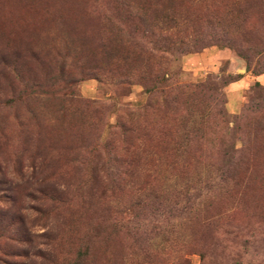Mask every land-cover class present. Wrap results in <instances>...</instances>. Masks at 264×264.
<instances>
[{
	"label": "rangeland",
	"instance_id": "1",
	"mask_svg": "<svg viewBox=\"0 0 264 264\" xmlns=\"http://www.w3.org/2000/svg\"><path fill=\"white\" fill-rule=\"evenodd\" d=\"M258 73L264 0H0V264H264Z\"/></svg>",
	"mask_w": 264,
	"mask_h": 264
},
{
	"label": "trees",
	"instance_id": "2",
	"mask_svg": "<svg viewBox=\"0 0 264 264\" xmlns=\"http://www.w3.org/2000/svg\"><path fill=\"white\" fill-rule=\"evenodd\" d=\"M137 19L140 21V23H141V26H145V24H146V21L145 20H143L141 17H137ZM144 28V27H143ZM147 32V31H146ZM145 32V33H146ZM146 37V36H145ZM142 38V37H141ZM169 37L168 36H166V37H164L163 39H162V41L163 42H166V43H168L169 42V40L170 39H168ZM143 39V38H142ZM142 44H141V46L139 45V47H140V50H141V55L142 56H144L145 58L146 57H148V55H149V53H148V51H147V49H146V46L149 44V47H150V44H151V42H148V41H144L143 40V42H141ZM142 72V75H143V83H144V85H147V83H148V81L150 80V78H149V76H150V73L149 72H147L145 69L144 70H142L141 71ZM261 73H258V74H256V75H254V76H258V75H260ZM240 78V75H236V77H233V78H231V77H229V79L227 80V83H233V82H236L238 79ZM122 83V82H121ZM212 85H214V84H212V83H209L208 81L207 82H204V83H200V84H198V85H191V93H190V95H194L195 94V91H199L200 89H202V90H206V91H209V90H213L214 89V86H212ZM254 86L255 87H260V84L257 82V81H255L254 82ZM146 92H149V90L147 91L146 90ZM194 93V94H193ZM210 99V102H212V104L216 101V98H212V97H210L209 98ZM215 104V103H214ZM261 105H263L264 106V98H261ZM217 115L218 116H220V118H223L224 117V113L222 112V111H218L217 112ZM243 117V116H242ZM241 120L242 118L241 117H239L238 118V120ZM243 119H245V118H243ZM122 129H123V127H122ZM131 130L132 129H130V127H129V129H127V128H124L123 130H122V135H124V136H126V134L127 133H129V132H131ZM127 148V147H126ZM174 150V153H177L176 155H175V157H179V158H181L182 156H184V157H188V156H191V160L193 161L194 159H195V157L198 155L197 153L199 152V150L200 149H191V148H188V147H186V146H183V145H181V146H179V147H176L175 149H173ZM228 152H233V153H236V151L233 149V148H229V150H227V151H225L224 152V154H223V156H225V154H227L229 157H230V153H228ZM112 160L115 162V163H117V168L119 169V172H117V173H115V177L114 178H112V179H110L109 180V188H111V189H113V190H119V189H122V188H124V186L126 185V183H128L129 181L127 180V179H124V176L121 174V172L120 171H126V169H127V166L126 167H124L123 165V160H120L119 161V159H118V156L116 155V154H114V153H112ZM182 166H184L185 167V165H182ZM122 167H124V168H122ZM116 168V169H117ZM92 170V168H90V171ZM123 172V173H124ZM123 176V177H122ZM126 180H127V182H126ZM19 186L17 185L14 189V193L13 194H16L17 193V188H18ZM140 190H142V189H138L137 190V192H138V195H137V197H135L134 198V200L135 201H133V203L135 202V204L138 206V205H140L141 203H143V201L145 200V198H144V195H140ZM41 191H43V190H40V192ZM42 193V192H41ZM3 197L6 199L7 198V196L6 195H3ZM0 198H1V196H0ZM8 199V198H7ZM12 202V203H14L15 201H16V199H14L13 198V196L12 197H10L8 200H6V202ZM1 213V212H0ZM1 246V245H0ZM1 247H0V254L2 253L1 252ZM44 255V254H43ZM43 255L41 256L42 258H43ZM3 256V255H2ZM0 260H2L1 258H0ZM72 262H71V259H67L64 263H62V264H71ZM74 264H77L76 263V261L74 262Z\"/></svg>",
	"mask_w": 264,
	"mask_h": 264
},
{
	"label": "crops",
	"instance_id": "3",
	"mask_svg": "<svg viewBox=\"0 0 264 264\" xmlns=\"http://www.w3.org/2000/svg\"><path fill=\"white\" fill-rule=\"evenodd\" d=\"M255 80L257 81V82H259L260 84H263V82H264V75H258V76H256V78H255ZM240 81H236V82H233V83H231L230 84V91L232 90H236V89H239V88H241V84H242V82H240ZM231 94H232V96H233V98L238 102V107H239V105H240V102H239V100L236 98V96L237 95H235L233 92H231Z\"/></svg>",
	"mask_w": 264,
	"mask_h": 264
}]
</instances>
